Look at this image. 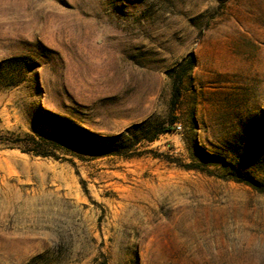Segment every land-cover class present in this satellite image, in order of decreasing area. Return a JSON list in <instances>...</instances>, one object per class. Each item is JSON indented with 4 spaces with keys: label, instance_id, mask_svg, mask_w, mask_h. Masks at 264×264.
<instances>
[{
    "label": "rangeland",
    "instance_id": "rangeland-1",
    "mask_svg": "<svg viewBox=\"0 0 264 264\" xmlns=\"http://www.w3.org/2000/svg\"><path fill=\"white\" fill-rule=\"evenodd\" d=\"M0 264H264V0H0Z\"/></svg>",
    "mask_w": 264,
    "mask_h": 264
},
{
    "label": "trees",
    "instance_id": "trees-1",
    "mask_svg": "<svg viewBox=\"0 0 264 264\" xmlns=\"http://www.w3.org/2000/svg\"><path fill=\"white\" fill-rule=\"evenodd\" d=\"M196 64V59L195 56H190L189 59L186 62V66L183 68V72L187 71L189 69V72H191ZM181 74V73H180ZM180 77H182L180 75ZM182 82V78L180 79ZM179 81V82H180ZM180 95H181V89L179 86V83L174 85V91H173V108L178 104V101L180 100ZM170 128H160L156 130L155 133V138L152 140L154 141L157 139L158 136L170 132ZM22 138L18 139L16 142H13L11 144L9 143H4V145H8L9 147L12 148H19L23 153H28L32 154L37 157H57L56 156V151L62 150L63 145L59 143L56 139L53 138H46L42 136H34L31 134H24L21 136ZM237 182H240L238 180H235ZM243 183L247 184L248 186L254 188V189H259L258 184L251 178H244L242 181Z\"/></svg>",
    "mask_w": 264,
    "mask_h": 264
}]
</instances>
